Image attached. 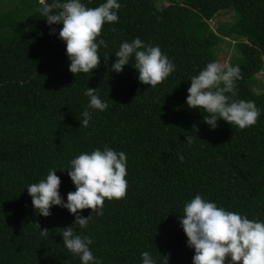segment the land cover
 <instances>
[{"label": "trees", "instance_id": "obj_1", "mask_svg": "<svg viewBox=\"0 0 264 264\" xmlns=\"http://www.w3.org/2000/svg\"><path fill=\"white\" fill-rule=\"evenodd\" d=\"M85 2L96 7L103 0ZM120 3L118 23L102 29L108 47L99 50L100 65L76 75L58 38L62 25L52 26L56 36L49 34L40 0L0 11V264H81L60 234L75 217L58 206L50 217L40 216L26 187L55 169L66 200L76 190L67 174L70 161L105 146L126 153V195L106 199L103 215L78 229L92 238L91 250L103 264H142L143 251L158 264L162 256L169 264H192L194 249L187 247L179 216L198 194L264 220V91L256 89L264 72V0H168L165 9L159 0ZM225 13L233 21L214 30L211 22ZM137 37L158 45L176 66L155 87L141 84L131 65L120 74L110 71L119 45ZM224 48L229 64L242 70L237 98L261 109L257 123L245 129L220 120L210 130L205 114L186 104L190 77L219 61ZM87 87L99 88L109 107L81 127Z\"/></svg>", "mask_w": 264, "mask_h": 264}, {"label": "clouds", "instance_id": "obj_2", "mask_svg": "<svg viewBox=\"0 0 264 264\" xmlns=\"http://www.w3.org/2000/svg\"><path fill=\"white\" fill-rule=\"evenodd\" d=\"M40 4L39 12L50 28V35H57L53 25H62L58 38L66 44L69 71L75 75L93 73L101 63L99 50L108 47L105 39L100 38L102 29L105 24L118 23L120 0H103L96 7H89L85 0H40ZM114 55L117 59L110 71L120 74L131 65L143 85L155 87L176 71L174 62L158 45L139 37L123 41ZM108 59L103 58L105 62ZM240 79L242 70L238 65L209 62L198 75L190 77L186 104L205 114L203 122L210 130H215L220 120L240 129L254 126L261 109L253 100L237 98L236 84ZM98 89L87 87L84 92L89 102L82 113L81 127H88L93 112H103L109 107ZM193 129L199 130L197 125ZM192 143L193 137L187 135L186 144ZM179 159L183 161V155ZM126 169V153L105 146L103 150L83 152L70 161L67 174L76 190L69 192L66 200L61 195L62 182L55 169H49L46 178L26 187L40 216L50 217L52 208L58 206L75 217L74 224L61 228L60 234L63 246L78 256L81 264H103L91 250L92 238L78 229H87L94 217L103 215L106 199L125 197ZM85 209H92L87 217L82 215ZM179 223L187 236V247L194 249L192 264H264V220L229 211L198 194L184 204ZM37 226L40 227L38 223ZM48 232L41 229V235ZM162 257V264H169V258ZM141 258L142 264H158L150 251H143Z\"/></svg>", "mask_w": 264, "mask_h": 264}, {"label": "rangeland", "instance_id": "obj_3", "mask_svg": "<svg viewBox=\"0 0 264 264\" xmlns=\"http://www.w3.org/2000/svg\"><path fill=\"white\" fill-rule=\"evenodd\" d=\"M20 3V0H0V6H1V13L3 11H8L11 9H14L16 6H18ZM159 5L164 8L168 6V0H159ZM3 7V8H2ZM165 9V8H164ZM233 21V14L231 13H225L223 15H219L218 17H216L212 22H211V26L214 30H216L218 28V26L221 23H227V22H231ZM227 48L223 49V52L220 54L219 57V62L221 63H230V59H231V53L229 54L227 52ZM259 77V83L257 84V91L258 92H263L264 91V72L260 73L258 75Z\"/></svg>", "mask_w": 264, "mask_h": 264}]
</instances>
